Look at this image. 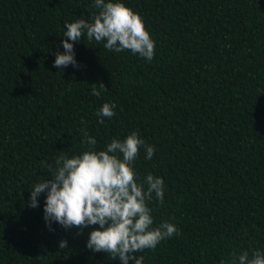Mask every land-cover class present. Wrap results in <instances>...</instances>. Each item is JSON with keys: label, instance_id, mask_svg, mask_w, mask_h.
Listing matches in <instances>:
<instances>
[{"label": "trees", "instance_id": "obj_1", "mask_svg": "<svg viewBox=\"0 0 264 264\" xmlns=\"http://www.w3.org/2000/svg\"><path fill=\"white\" fill-rule=\"evenodd\" d=\"M117 2L143 18L151 62L85 34L74 46L81 67L55 68L66 23L88 19L94 0H0V264H120L87 249L92 228L50 231L44 194L28 206L61 152L86 150L82 130L98 151L133 131L155 148L151 160L141 148L134 168L164 179V203L148 206L154 226L178 234L137 253L144 264H232L233 253L264 251V0ZM92 84L107 91L94 96ZM105 103L115 115L101 124Z\"/></svg>", "mask_w": 264, "mask_h": 264}, {"label": "clouds", "instance_id": "obj_2", "mask_svg": "<svg viewBox=\"0 0 264 264\" xmlns=\"http://www.w3.org/2000/svg\"><path fill=\"white\" fill-rule=\"evenodd\" d=\"M92 7L97 11L88 19L82 15L75 22L66 23L64 52L54 53L53 67H81L74 46L85 34L89 42L102 43L109 52L131 50L149 62L154 59L156 42L139 13L117 0H94ZM97 86L107 91L103 84H92V95H100ZM115 108L114 103L103 104L96 112L99 123L103 124L104 118L111 119ZM82 133L86 150L71 157L61 152L55 160V171L49 166L53 178L33 186L28 206L39 207L38 198L44 194V220L50 231L53 223L66 230L78 229V234L92 228L87 249L107 253L120 264H144V256L137 253L154 251L162 241L178 234L176 225L168 221L154 226L148 206L154 199L164 203V179L151 173L141 179L134 168L141 148L146 151L147 160L153 158L155 148L133 131L123 140L112 139L104 150L98 151L97 141L86 131ZM59 248L68 249V241L61 240ZM237 260L239 264H264V251L254 250L251 256L248 251L233 253L232 264Z\"/></svg>", "mask_w": 264, "mask_h": 264}]
</instances>
